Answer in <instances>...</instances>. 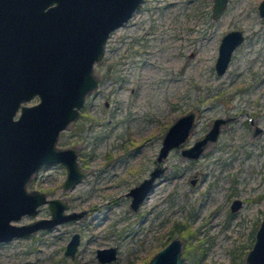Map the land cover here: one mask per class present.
<instances>
[{
	"label": "rangeland",
	"instance_id": "obj_1",
	"mask_svg": "<svg viewBox=\"0 0 264 264\" xmlns=\"http://www.w3.org/2000/svg\"><path fill=\"white\" fill-rule=\"evenodd\" d=\"M258 1L228 0L213 19V0H143L110 32L93 65L98 85L58 138L59 146L78 148L87 174L63 189L64 167L44 166L28 184L48 196H65L66 211L86 214L1 242L0 264H102L95 249L110 245L118 254L104 264H145L173 236L182 240L181 264L191 261L183 259L186 240L199 264H231L232 252L246 254L264 212V25ZM230 29L241 30L244 39L217 74L220 38ZM191 108L196 125L183 145L206 131L213 117H236L199 158L170 150L163 175L131 209L129 188L154 166L167 127ZM234 196L242 205L231 212ZM48 216L43 204L12 222ZM72 232L80 234L74 257L63 253Z\"/></svg>",
	"mask_w": 264,
	"mask_h": 264
},
{
	"label": "water",
	"instance_id": "obj_2",
	"mask_svg": "<svg viewBox=\"0 0 264 264\" xmlns=\"http://www.w3.org/2000/svg\"><path fill=\"white\" fill-rule=\"evenodd\" d=\"M143 0H0V240L28 236L38 228L84 216L86 210L65 213L63 198L46 199L45 193L28 191L26 181L43 164L62 161L66 166L63 187L74 186L84 174L76 161V148L56 146L59 131L79 113L85 96L98 85L93 65L104 53L111 31L124 24ZM228 0H213L211 17L224 11ZM256 10L264 25V0ZM244 39L239 29H230L220 38L214 62L217 74L223 73L234 48ZM35 95L39 100L24 104ZM20 113L14 118L18 108ZM232 117L212 119L207 131L192 144L180 148L183 157L196 158L216 141L220 127ZM195 124V111L187 110L165 130L155 165L148 175L129 188V206L137 210L157 178L165 170L163 160L173 148H179ZM47 202L50 217L16 224L12 220L34 214ZM240 199L232 202L236 209ZM78 243L74 233L66 254L73 255ZM182 240L175 236L156 251L147 264H181ZM117 256V247L96 248L99 261ZM244 264H264V213L254 240L245 254Z\"/></svg>",
	"mask_w": 264,
	"mask_h": 264
},
{
	"label": "flooded vegetation",
	"instance_id": "obj_3",
	"mask_svg": "<svg viewBox=\"0 0 264 264\" xmlns=\"http://www.w3.org/2000/svg\"><path fill=\"white\" fill-rule=\"evenodd\" d=\"M242 33H243V32H242ZM243 35H244V34H243ZM242 41H243V40H242ZM242 41H241V42H242ZM241 42H240V43H241ZM240 43H239V44H240ZM221 74H222V73H221ZM92 91H93V90H92ZM92 91H91V92H92ZM91 92H90V93H91ZM90 93H89V94H90ZM89 94H87V95H89ZM87 95H86V96H87ZM86 96H85V99H86ZM34 97H37V101L39 100L38 95H35ZM34 97H33V98H34ZM31 99H32V98H31ZM31 99H30V100H31ZM28 101H29V100H28ZM28 101L24 102V104L29 105V103H27ZM37 101H35L34 103H36ZM84 102H85V100H84ZM30 104H33V103H30ZM83 104H84V103H83ZM81 107H82V106H81ZM81 107H80V108H81ZM80 108H79V111H80ZM191 109H193V110L195 111V124H194V127H195V125H196V117H197V110L194 109V108H191ZM19 113H20V107L18 108L16 114L14 115V118H15V119L18 118ZM78 115H79V113H78ZM226 116H230V117H232V118H231L230 120H228L226 123H228V122H230V121H233V120L235 119V117H236V115H224V116H222V117H226ZM77 117H78V116H77ZM77 117H76V118H77ZM216 117H218V116H216ZM76 118H75V119H76ZM213 118H214V117H213ZM213 118H212V119H213ZM75 119H74V120H75ZM212 119H211V121H210V125H211V123H212ZM74 120H72V121H74ZM72 121H71V122H72ZM71 122H70V123H71ZM70 123H69V124H70ZM226 123H224L223 125H221V127L224 126ZM69 124H68V125H69ZM68 125H67V126H68ZM210 125H209V127H210ZM67 126H66L65 128H67ZM256 126H257V125H256ZM194 127H193V129H194ZM209 127L207 128V130L209 129ZM221 127H220V130H221ZM65 128H62V129L59 131V134H58V137H57V141H56V146L61 147V148H67V147H75V148H76V161H77V163H78V165H79V168L82 169V170L84 171V174L81 176V179L77 182V183H79V182L85 177V175L87 174V170H86L85 167H83L85 163L83 162V163L81 164V162H80V156H79V153H78V148H77L76 146L62 147V146H59V145H58V138H59L60 132H61L62 130H64ZM255 129H256V127H255ZM255 129H254V130H255ZM207 130H206V131H207ZM192 132H193V130H192ZM192 132H191V133H192ZM204 132H205V131H204ZM204 132H203V133H204ZM261 132H263V131H261ZM261 132H260V133H261ZM191 133H190V135H191ZM219 133H220V131H219ZM253 134H257V133H254V131H253ZM190 135H189V136H190ZM200 135H201V134H200ZM200 135H199V136H200ZM218 135H219V134H218ZM199 136H198V137H199ZM198 137H197V138H198ZM195 139H196V138H195ZM195 139H194V140H195ZM217 139H218V137H217ZM217 139H216V141H217ZM194 140H193V141H194ZM216 141H214V142H216ZM214 142H211V143H214ZM192 143H193V142H192ZM192 143H191V144H192ZM211 143H209V144L203 149V151H202V152H201L196 158H192V159L187 158V159H189V160H194V159L199 158V157L204 153V151L207 149V147H208ZM189 145H190V144H189ZM182 146H186V145H183V144H182L179 148H173V149H178L179 152H180V148H182ZM171 150H172V149H171ZM258 151H259V150H258ZM258 151H256V152H258ZM180 154H181V152H180ZM185 158H186V157H185ZM229 159L234 160V159H236V156H231ZM57 164H59V165H61V166L64 167V169H65V177H66V166H65V164H64L62 161H55V162H53V163H51V164H43V165L40 166V168H41V167H44V166H48V167H49V166H53V165H57ZM154 165H155V164H154ZM40 168H39V169H40ZM39 169H38V170H39ZM38 170L34 171V172L31 174L30 178L26 181V184H25L26 189H27L28 191H31V190H38V191H41V192L45 193V197H46V199H50V198H63V199L65 200L66 204H67V207L64 208V212L67 213V212L73 211V210L66 211L67 208H68V201H67V198H66L65 196H48V194H47L45 191H43V190L34 189V188H33V189H28V184H29V182L31 181L33 175H35V173H36ZM148 172H149V171H148ZM147 175H148V174H147ZM147 175H146V176H147ZM65 177H64V178H65ZM144 177H145V176H144ZM157 179H158V178H157ZM196 180H197V177L194 176L193 178L190 179V182H191V183H194V182H196ZM63 181H64V179H63ZM63 181L61 182V187H62L63 189L72 188V187H74V186L77 184V183H76V184H75L74 186H72V187L64 188L63 185H62V184H63ZM148 194H149V193H148ZM147 196H148V195H147ZM235 199H240V198H238L237 196L232 197L231 202H230V204H229V210H230L231 212H235V211H237V210L240 208V206L242 205V200L240 199V200H241V204H240L236 209H232V208H231V205H232V202H233ZM142 202H143V201H142ZM43 204H46V206H47V208H48L47 202L41 203V204H39V205L36 207V212H35L34 214L37 213L39 207H40L41 205H43ZM48 211H49V209H48ZM74 211H75V210H74ZM78 211H79V210H78ZM263 213H264V212H263ZM262 216H263V215H262ZM48 217H50V211H49V216H48ZM48 217H40V218H48ZM81 217H83V216H81ZM81 217H80V218H81ZM36 219H38V218H36ZM36 219H33V220H36ZM77 219H79V218H77ZM33 220H31V221H33ZM74 220H76V219H74ZM66 221H70V220H66ZM66 221H63V222H66ZM29 222H30V221H29ZM60 223H62V222H60ZM58 224H59V223H58ZM56 225H57V224H56ZM56 225H55V226H56ZM55 226H54V227H55ZM54 227H52V228H54ZM52 228H50V229H52ZM40 229H42V230H50V229H46V228H38L37 230H35V231L32 232L31 234L35 233L36 231H38V230H40ZM74 233H77V234H78V243H77V245H76V249H75L73 255L66 254V253H65L66 245H67L68 241L71 239V237H72V235H73ZM191 233H192V232H191ZM191 233H190V234L188 233V235H191ZM31 234H29L28 236H30ZM188 235H187V236H188ZM172 236H173V235H171V237H172ZM173 237H175V236H173ZM173 237H172V238H173ZM172 238H171V239H172ZM171 239H170V240H171ZM170 240H169V241H170ZM169 241H168V242H169ZM1 242H3V241L0 240V243H1ZM168 242H167V243H168ZM167 243H166V244H167ZM188 243H189V242H187V240H186L185 243H184V245H185V244L187 245ZM79 244H80V234H79L78 232H72L71 235H70V237L68 238V240H67L65 246H64L63 253H64L65 255H67V256L74 257V255H75V253H76V251H77V249H78ZM166 244H165V245H166ZM98 248H99V247H98ZM100 248H101V247H100ZM161 248H162V247H161ZM186 248H187V247L185 246V249H186ZM185 249H184V250H185ZM183 252H184V251H183ZM117 254H118V250H117ZM95 256H96V249H95ZM152 256H153V255H152ZM152 256H151V257H152ZM116 257H117V256H116ZM151 257H150V258H151ZM150 258H149V259H150ZM96 259H97V257H96ZM149 259H148V260H149ZM183 259H185V258H184V254H183ZM112 260H114V259H112ZM112 260H109V261H103V262H102V261H99V260L97 259V261H98L99 263H102V264H104V263H108V262H110V261H112ZM148 260L145 262V264H147Z\"/></svg>",
	"mask_w": 264,
	"mask_h": 264
},
{
	"label": "trees",
	"instance_id": "obj_4",
	"mask_svg": "<svg viewBox=\"0 0 264 264\" xmlns=\"http://www.w3.org/2000/svg\"><path fill=\"white\" fill-rule=\"evenodd\" d=\"M177 228V227H176ZM182 228H184L183 226L181 227H178V230H181ZM187 232L190 234L191 231H188ZM190 243H188L187 245L185 244V246H188ZM193 244H191L190 246H192ZM189 246V247H190ZM195 247L201 249L200 246L198 245H194ZM245 251L243 250H239L237 253L236 252H232L233 256H236V258L232 261L231 264H243V256H244V253ZM184 258H190V264H199V260H200V256L198 257L197 254L193 253V250L190 251V249H185L184 252ZM185 264V263H184Z\"/></svg>",
	"mask_w": 264,
	"mask_h": 264
}]
</instances>
